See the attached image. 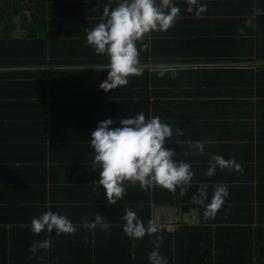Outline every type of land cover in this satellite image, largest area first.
<instances>
[{"label": "trees", "instance_id": "obj_1", "mask_svg": "<svg viewBox=\"0 0 264 264\" xmlns=\"http://www.w3.org/2000/svg\"><path fill=\"white\" fill-rule=\"evenodd\" d=\"M210 8L211 17H214L211 23L208 20L211 31L206 29L207 20L202 16L205 13L200 12L179 23L175 21L172 26L175 28L170 29L168 37L159 36L167 30L145 34L142 42L147 43L148 48L140 49V63L177 56L195 59L256 56L264 59L263 6H256L254 0H211ZM53 9L47 0H0V106L6 109L14 106V111L28 109L29 116H32L30 128L38 125L44 136L48 131L53 138L55 128L69 133L75 131V126L89 127L109 117L117 121L113 126H118L121 119L141 111L147 119L151 108L155 111L158 105V109L159 98L169 94L166 87L178 85L188 78V75H179L175 71L142 68V75H130L127 85L104 91L99 85L106 79L108 70L64 72L47 68L61 63H109L106 54H97L92 46L85 45V38L67 37L64 40L50 36L52 29L60 25L53 20ZM65 32L70 36H86V33L75 32L74 28ZM210 34L211 38L201 39ZM170 43H173L171 52L161 50ZM41 66L46 68H35ZM7 67L33 68L18 70ZM161 71L163 75L159 74ZM221 77L233 79L224 86H215L218 87L215 92L212 79L221 80ZM233 85L246 89L248 97L254 95L262 99L264 70L224 68L211 71V96L221 99L229 95L230 88L236 89L237 94L238 88H233ZM78 89L77 94L71 96L75 100L63 98L68 92ZM81 92L83 97L98 96L100 99L97 116L88 121L79 109L90 102L81 99ZM215 103L218 104L219 100ZM250 103L264 109L261 100ZM102 106L106 107L103 111ZM261 114L259 111L258 115ZM18 119L20 117L16 121ZM262 122L260 119L259 127L264 126ZM9 165H15V162L9 161ZM13 169L18 168L13 166ZM46 177L42 175L40 180L15 178L13 184H0V194H6L0 198V264H151L149 253L157 245L167 264H264V207L260 205L252 210L250 216L241 217L233 213L225 217L218 214L202 218L199 225L180 224L174 231L159 228L157 233L146 232L143 237L132 238L125 234V221L121 219L128 199H123L125 206L121 207L115 203L107 204L104 197L80 198L78 190L93 189L79 183L68 188L64 185L66 179H56L53 171L51 185L48 186ZM129 189L136 197L129 200L132 207L128 208L135 210L146 226L151 220L152 208L149 188L141 189L136 184ZM227 208L219 210L225 213ZM47 210L67 215L76 223L77 231L61 235H56L55 230L52 233L45 230L39 234L32 232V218ZM98 213L105 217L109 227L88 229L82 226ZM254 220L259 223L256 227L246 224ZM44 239L51 241L50 248L38 249L34 254L29 252L33 241Z\"/></svg>", "mask_w": 264, "mask_h": 264}, {"label": "crops", "instance_id": "obj_2", "mask_svg": "<svg viewBox=\"0 0 264 264\" xmlns=\"http://www.w3.org/2000/svg\"><path fill=\"white\" fill-rule=\"evenodd\" d=\"M107 2L108 0H47L48 5L54 7L53 20L60 24L52 29L50 36L64 40L67 37L86 38L82 35L70 36L65 31H71L74 28L77 33H86V30L93 28L100 21ZM116 2L117 0H112V6H115ZM174 2L180 8V15L176 19V23L197 15V5H193V11L189 12L186 10L188 8L187 0H174ZM254 2L256 6L264 7V0H254ZM197 4L206 5V8L201 12L205 13L202 16L207 20L206 29L211 31V24L209 25L208 21L210 20L211 23V18H214L211 17V0H197ZM262 12L264 15V9ZM49 20L51 21V19ZM72 24L78 26L74 27ZM172 26L167 29L165 34L159 33V36L161 38L168 37L167 33L175 28ZM209 38H211V34L204 35L201 39ZM172 44L163 46L161 50L171 52ZM262 47L264 49V45ZM246 55L249 56V54ZM107 65L61 63L47 68L64 72L90 69L103 71L107 70L104 69ZM140 67L150 68V70L175 71L179 75H188V78L182 77L184 80L178 85L172 84L166 87L169 94L159 98L158 109V105L155 106V111L151 108L147 119L160 116L162 120H166L172 126L174 135L166 139L164 146L174 150V159L188 162L194 175L183 196L179 194V186L175 193L155 184L149 188L152 206L151 220L158 223L159 228L174 231L180 224L199 225L202 223V218H211L218 214L230 217L233 213L241 217L250 216L252 210H255L258 205L264 207V126L259 127L258 123L261 119L262 125H264V109L257 108L256 105L250 103V101L257 100L264 103V94L262 99H257V96L254 95L248 97L246 89L233 85V88H238L237 94L236 89L230 88L229 95L220 97L221 99L211 96V71L224 68L260 71L264 70V59L256 58V56H240L232 59L220 56L203 57V59L177 56L163 61L149 60L147 63H140ZM26 68L33 67H7L6 69L27 70ZM35 68L45 69L46 66ZM221 78V80L212 79V87L224 86L233 79L231 77ZM65 90L68 91L67 88ZM90 90H95V88ZM213 90L217 92L218 87ZM77 91L79 89L68 92L63 98L75 100L71 96L76 95ZM81 99L90 102L82 110L79 109L84 119L88 121L90 118L96 117L100 106L98 105L100 100L98 96L83 97L82 95ZM152 100L153 97L150 98L151 102H153ZM217 100H219L218 104L215 103ZM13 108L14 106L7 109L0 106V184H13L15 178L40 180L42 175H46V181L50 186V176L53 171L56 179H66L64 185L68 188L79 183L93 189L78 190L80 198L91 200L99 197L106 198L103 187L96 181L99 179V169H93L92 162L95 153L90 145V137L91 131L97 124H91L89 127L81 125L79 128L75 126V131L69 133L55 128L53 138H51L48 131L44 136L38 125L30 128L32 116H29L28 109L14 111ZM105 109L106 107L102 106V111ZM259 111L262 112L260 116L258 115ZM17 117L20 119L16 121ZM14 122L16 124L11 126ZM176 129H182L183 135H176ZM68 137L71 139L69 140ZM197 141L203 142V152L195 148ZM213 154H220L226 159L233 158L242 166L243 170L217 167L213 175H206ZM9 161H14L15 165L7 166ZM13 166L18 169H13ZM124 183L126 186L124 196L115 204L124 207L123 199H128L126 205L128 208L132 207L129 200L136 197L129 187L136 186L138 183L131 184L127 181ZM204 184L208 185L206 198L203 203H193L192 196L194 194L199 196L198 189ZM218 184H226L229 194L214 214L212 212L205 214L206 205L212 197L214 187ZM97 190L98 192H96ZM5 195L0 194V198ZM129 196L132 197L129 198ZM106 202L109 204L107 200ZM90 205L93 204L90 203ZM226 206L228 207L227 212H220L219 209ZM251 206L254 208L250 209ZM246 224L256 227L259 223L254 220Z\"/></svg>", "mask_w": 264, "mask_h": 264}, {"label": "clouds", "instance_id": "obj_3", "mask_svg": "<svg viewBox=\"0 0 264 264\" xmlns=\"http://www.w3.org/2000/svg\"><path fill=\"white\" fill-rule=\"evenodd\" d=\"M187 3L186 10L189 12L193 11V5H197V15L206 8L204 4H197V0H187ZM179 15L180 8L174 0H117L115 6H112V0H108L100 21L86 30L85 38L86 46L90 45L97 54H106L108 57L109 63L104 68L108 70L107 76L99 87L104 91L123 87L128 84L130 75H142L139 51L148 48V44L142 42L145 34L166 31ZM159 74L163 75L164 72ZM113 125H117V121L111 117L98 121L90 137V145L95 153L92 158L93 169H99V179L96 181L103 187L108 203L114 204L123 198L125 181L138 183L141 189L155 184L173 193L179 186V194L183 196L194 173L188 162L174 159V150L164 146L166 139L174 135L172 126L160 116L146 119L142 111L121 119L118 126ZM175 134L182 136L183 130L176 129ZM195 148L203 152V142L197 141ZM211 160L205 173L209 176L213 175L217 167L243 170L233 158L226 159L220 154H213ZM207 188L208 185L204 184L198 189L199 196L194 194L191 198L193 203H203ZM228 194L226 184L216 185L205 214H214ZM121 219L125 221V234L132 238L159 231L158 223L149 220L145 226L131 208H125ZM82 226L88 229L109 227L101 214L91 221L83 222ZM42 230L48 233L55 230L56 235H61L75 233L77 225L67 215L47 210L31 220L32 232L39 234ZM50 246L49 239L33 241L29 245V252L34 254L38 249H48ZM158 247L149 253L151 264H167Z\"/></svg>", "mask_w": 264, "mask_h": 264}]
</instances>
